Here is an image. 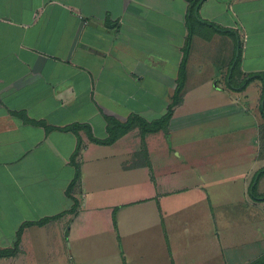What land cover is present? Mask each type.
Returning a JSON list of instances; mask_svg holds the SVG:
<instances>
[{"label":"crops","instance_id":"1","mask_svg":"<svg viewBox=\"0 0 264 264\" xmlns=\"http://www.w3.org/2000/svg\"><path fill=\"white\" fill-rule=\"evenodd\" d=\"M189 6L188 0H0L1 233L10 226L6 220H17L11 226L18 230L26 220L60 214L42 226L26 227L23 247L25 234L34 228L44 231L66 218L71 221V233L95 213L110 219L118 206L115 225L120 237L144 221L162 240L166 231L171 258L142 264H250L257 260L261 251L253 248H243L244 259L229 253L235 248L228 244V228L219 227L222 217L239 215L240 211L227 209L242 201L228 196L219 207L224 211L215 215L205 177L193 183L180 181L178 169L197 156L195 160L208 163L204 170H210L213 153L225 154L230 143L221 135L219 124L229 117L239 118L242 121L231 139L233 154L227 160L226 152L221 160L232 168L227 178L233 183L245 172L240 181L245 202L253 210L263 204L252 196L250 186L264 168V78H254L244 89L240 85L245 76H264V0H203L199 16L236 33L193 22L185 83L166 126L177 142L171 143L173 155L168 148H157L165 131L145 132L140 121L126 131L117 127L116 139L103 142L116 122L126 123L138 115L152 124L174 102L189 33ZM239 44L241 55L234 67ZM228 83L235 87L229 88ZM225 92L230 98H225ZM204 125L207 128L199 134L193 130ZM145 151L148 159L127 160L125 171L111 167L116 156ZM168 165L175 176L169 179L159 175ZM78 167L80 177L69 195ZM190 169L198 172L193 165ZM132 173L139 182L135 187L142 190L137 195L142 196L126 195L124 188L115 186L114 179L125 181ZM100 178L112 179L113 186L108 182L109 188L99 187ZM102 190L106 192L101 194ZM117 190L121 196L116 197ZM177 194L187 199L165 211L163 202ZM76 200L85 202L69 214ZM141 210L142 214L137 212ZM242 215L248 224L244 232L251 237L259 222ZM182 225L191 226L181 230ZM257 228L258 233L264 229ZM176 231L182 235L180 244L185 235L194 241L188 262L177 255L186 246L177 247ZM254 252L258 257L248 255Z\"/></svg>","mask_w":264,"mask_h":264},{"label":"rangeland","instance_id":"2","mask_svg":"<svg viewBox=\"0 0 264 264\" xmlns=\"http://www.w3.org/2000/svg\"><path fill=\"white\" fill-rule=\"evenodd\" d=\"M249 78L248 76H245L244 81ZM232 83V80H231ZM228 87L230 86L235 87L234 85H230L228 83ZM225 98H230V95L228 92H225ZM259 110V108L257 109ZM255 116L259 114V112L255 111ZM248 117V116H247ZM250 122H253V119L249 117ZM239 118L236 119L235 117H229L227 120L221 122L219 126H222L223 131H221V135L224 138H227L229 145L227 146V160L231 158V152L233 154V151L230 149V145L232 143L234 136V132L236 131V125L238 122H241ZM151 125V124H149ZM207 127L204 125L201 128L196 127L193 128L197 134H199V130H205ZM165 134V137H162V143L161 141L158 142L157 148L158 149H169V153L173 155L172 147L176 142V138L174 134H171V132H168L166 128L162 129ZM161 131V130H160ZM156 132V131H155ZM184 147V145H183ZM256 148V146H254ZM259 149V146H258ZM181 152H183L181 149H178ZM226 152H223L225 154L223 155H214L217 153H213L211 163L209 164L210 170H204V168L208 167V163L204 162V159L202 160H195V158H191L190 161L186 164H180L178 173H179V179L189 181V183H193L195 181L200 180V177L203 176L206 179V185L205 189L208 191H211V206L213 213L215 215H218L219 212L224 211L223 209H219L221 205H224L223 203L226 201V198L228 196H232L233 198L237 197L239 201L238 204L236 203L238 210L235 209L236 205H232L230 208L228 207V210H232V213H236L238 211V216H230L229 214L226 215V217H222V222L219 224V227H222L223 229L228 228V233L226 235L228 244L233 246L235 249L229 250V253L233 254H240L243 255L242 250L243 248H253L254 250L261 251V255L258 257L257 252H254L251 255L252 257H258L257 259H264V229L263 231L258 233V228L264 227V202L261 205L259 209L251 208L250 203L245 202L244 193H243V187L240 185L241 177L245 175V172L241 173V176L235 178L238 179L235 183L232 182V179L227 178L232 173V168H226L223 164V161L221 158L225 157ZM194 153V152H193ZM177 154V151L175 152V155ZM199 156V155H198ZM144 158L145 160L148 159L146 157V151L143 153L135 154V156L132 155H125L123 157H115V162L111 164V167L113 169H116L117 171L122 170L125 171L127 168L126 166L129 165V162H132L134 160H142ZM200 159V158H199ZM128 160V161H127ZM119 161V162H118ZM190 165H193L198 169V172L192 171L190 169ZM185 167V168H184ZM223 167V168H220ZM172 167L170 165L164 167L160 172L159 175L163 176L167 179L171 178ZM259 171V170H258ZM104 174V173H103ZM257 174V173H256ZM255 174V175H256ZM117 176V174H116ZM153 177V175H152ZM175 177V176H174ZM255 177V176H254ZM149 180H151V176L148 175ZM256 179L253 180V184L257 182L255 192L258 195L264 194V173L259 177V173L255 177ZM138 178H135V173H132V175L126 179L125 181L118 180L117 178L115 180V186L116 188H124V192H126V195L131 194L132 197H139L144 194H139L142 190L135 187V184L139 183ZM101 181V182H100ZM112 179H99L97 182V185L104 186L106 188H109L113 184L111 183ZM152 181V180H151ZM109 182V185H108ZM231 182V184H230ZM154 183V182H153ZM89 184V182H88ZM92 184V183H91ZM132 184V186H129ZM166 187V186H165ZM150 187H147L148 190ZM166 189V188H165ZM149 191V190H148ZM231 191V193H228ZM106 192L105 190H102L100 193ZM99 193V195H100ZM230 194V195H229ZM121 196L120 190H117L116 197ZM185 196H188V194H185ZM243 197V198H242ZM166 198V197H165ZM173 199V202L171 200ZM182 199H187V197H184V195H173V197L163 202V208L165 211L168 210L170 212V208L172 209V204H177V207L179 203L182 202ZM258 200V199H256ZM77 201V200H76ZM264 201V200H259ZM71 202V201H70ZM69 202V203H70ZM78 202V203H77ZM77 202H74V204H71L70 209L73 208L76 205L79 204V207L84 204L82 200H78ZM187 203V202H186ZM115 207L113 215H111L110 219L107 218V216L103 213H95L93 215H90L87 217L84 222V224H79L77 229L74 228V230L70 233V219L62 218L55 221V225L51 226L41 231L37 227L32 229V231L25 234V237L23 238V247L20 245V249L15 256L13 257H6L2 258L0 257V264H124V261H127L130 264H142L141 262L144 260H155V259H170V250L168 249V237H166V231L163 232L164 238L161 239L160 233L151 232V229H148L146 226V222L144 221L142 223V226H140L138 229L136 228L135 231H133L131 234H123L122 237H120L117 229H116V215H117V208ZM263 208V210H262ZM253 210V211H252ZM138 213L142 214V210ZM242 212L245 213V215L250 216L252 218V221H258L259 225L254 226V230L252 233V236L250 237L247 235L246 232V226L248 224L246 223V218L242 215ZM68 213V212H67ZM76 213V212H75ZM69 214L73 213L69 212ZM139 217V215H138ZM144 217V215H142ZM218 220V218H217ZM7 223H10V226L5 227L3 229V232H0V248H13V244L11 241L15 240L16 234H17V228L11 226L14 221L17 220H6ZM28 221V220H26ZM12 223V224H11ZM182 224V222H178V224ZM191 225H182L181 230H185L186 228H190ZM173 227V226H172ZM83 228V229H82ZM16 229V230H15ZM172 230V228H170ZM176 229V228H175ZM253 227H251V230ZM236 230L235 234L231 237V231ZM180 232L176 231L175 234H177L178 238V246L179 249L180 245H184L185 251L181 250L177 253L181 261H189L188 257V249H191V245L193 244V240L191 241V237H185L183 240H181L180 244ZM133 234V235H132ZM215 236L212 237V239ZM248 240V241H247ZM247 241V242H246ZM146 246L148 248L145 250ZM248 246V247H247ZM157 248V250H156ZM215 247L211 245V249H214ZM163 254V255H161ZM256 256H253V255ZM238 255V259H244V257ZM163 256V257H162ZM252 262V261H250ZM230 264V263H229ZM248 264V263H246Z\"/></svg>","mask_w":264,"mask_h":264},{"label":"trees","instance_id":"3","mask_svg":"<svg viewBox=\"0 0 264 264\" xmlns=\"http://www.w3.org/2000/svg\"><path fill=\"white\" fill-rule=\"evenodd\" d=\"M188 1L190 2L189 14H188L189 33H188V37H187L185 47H184V56H183V59H182L181 65H180L179 84H178V87L175 91L174 102L169 106L167 112L163 115V117H161L159 120L153 122L151 125H149L145 120L140 118L138 115H132L127 120L126 123L116 122L115 123L116 127H115L114 131H112V134L110 135V137L106 140H103V142L110 143L116 139V136H117V131H116L117 129L116 128L117 127L120 128V130L126 131V130L131 129L133 126H135V124L138 121H140L141 127L143 128V131H145V132H147V131L148 132H155V131H159L163 128H166V126H167V124H168V122H169V120L173 114V108L180 99V93H181L183 86H184V83H185L186 74H187L186 66H187V61H188V57H189V53H190V49H191L192 38L194 35V30H193V26H192L194 21H199L201 23L211 25L221 32H226V33H231V34L236 33L234 30H231L228 28H223L221 26L216 25L215 23H211V22H208L206 20H203L199 16V8H200L203 0H188ZM240 55H241V44H239V55L233 61L234 67L236 66L237 62L239 61ZM256 77H263L264 78V76H261V75H251L243 83H241L240 89L246 88L247 85ZM263 110H264V106H263ZM258 173H259V177H261V175L264 173V168L260 169L257 172V174ZM256 175H255V177H256ZM79 177H80V168L78 167L77 171H76V177L73 180V182L71 183V185L69 186V195H71V189L74 187V185H75V183ZM255 177L253 178V180L256 179ZM258 180H259V178H258ZM258 180H257V182H258ZM257 182L255 184H253V181H252V183H251V186H250L251 194L255 199L264 200V194L258 195L255 192ZM72 199L74 200V198H72ZM70 211L72 213H75L76 204L73 208H71ZM58 217H60V214L57 216H53V217H45L39 221H25V222H23L21 224V226L18 228L15 240L13 241V248H5V249L0 248V257H2V258L13 257L20 251V244L22 241V235H23L24 229L26 227H29L32 225L42 226V225L46 224L47 222L51 221L52 219H56ZM262 258L257 259L255 261L251 262L250 264H264V259H262Z\"/></svg>","mask_w":264,"mask_h":264},{"label":"water","instance_id":"4","mask_svg":"<svg viewBox=\"0 0 264 264\" xmlns=\"http://www.w3.org/2000/svg\"><path fill=\"white\" fill-rule=\"evenodd\" d=\"M90 23H92L94 26H97L98 28H100V29H103V30H105V28L103 27V26H100L99 24H97V23H95V22H90ZM237 54H238V52H237Z\"/></svg>","mask_w":264,"mask_h":264}]
</instances>
